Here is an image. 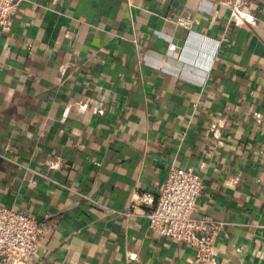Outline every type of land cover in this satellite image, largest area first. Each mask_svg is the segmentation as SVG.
<instances>
[{
  "label": "crops",
  "instance_id": "obj_1",
  "mask_svg": "<svg viewBox=\"0 0 264 264\" xmlns=\"http://www.w3.org/2000/svg\"><path fill=\"white\" fill-rule=\"evenodd\" d=\"M172 167L221 224L211 264H264V0H22L0 30V207L41 226L26 264H195L145 217Z\"/></svg>",
  "mask_w": 264,
  "mask_h": 264
},
{
  "label": "built area",
  "instance_id": "obj_2",
  "mask_svg": "<svg viewBox=\"0 0 264 264\" xmlns=\"http://www.w3.org/2000/svg\"><path fill=\"white\" fill-rule=\"evenodd\" d=\"M22 0H0V30H8ZM236 9L233 8V11ZM181 26L186 21L178 22ZM171 45L170 50H175ZM202 187L201 177L191 171L169 168L153 208L145 217L155 236L194 248L195 264H211L213 244L221 224L208 218L196 219V201ZM147 196L132 195L130 209L148 205ZM42 239L41 226L23 213L0 207V264H26Z\"/></svg>",
  "mask_w": 264,
  "mask_h": 264
}]
</instances>
